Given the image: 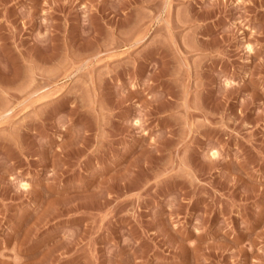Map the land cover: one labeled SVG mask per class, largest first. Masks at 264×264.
<instances>
[{
    "label": "rangeland",
    "instance_id": "obj_1",
    "mask_svg": "<svg viewBox=\"0 0 264 264\" xmlns=\"http://www.w3.org/2000/svg\"><path fill=\"white\" fill-rule=\"evenodd\" d=\"M0 264H264V0H0Z\"/></svg>",
    "mask_w": 264,
    "mask_h": 264
}]
</instances>
